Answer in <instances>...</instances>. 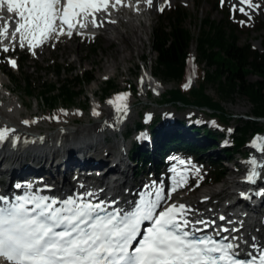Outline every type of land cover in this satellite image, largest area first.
Masks as SVG:
<instances>
[{"label": "rangeland", "instance_id": "obj_1", "mask_svg": "<svg viewBox=\"0 0 264 264\" xmlns=\"http://www.w3.org/2000/svg\"><path fill=\"white\" fill-rule=\"evenodd\" d=\"M252 2L254 4L258 3L260 7L253 10L244 6L248 11L252 12V14H249L248 16L243 15L239 11H233L232 0H224L223 5L221 4V0H178L176 4L172 3L163 10H161L160 5L157 4L158 7H156V10L152 11L149 18L147 17L146 19L150 20L147 23V30L141 35V40L136 39L135 47L125 49V52H123L124 54H119L124 45L114 40L107 42L106 38L109 36L104 35L105 33L100 30L89 34V37L78 38L75 40H60L56 44H52L49 47V52L47 54L44 52L42 58L41 56H35L32 51H23L24 49L20 47L18 55L14 57V60H18V69L17 66L13 67L12 64L7 61V52L2 50L5 46L0 42V77L3 79L7 88L4 93L9 95L10 91L14 92L11 96H8L9 98L6 100L0 95V109H3L4 105H7L11 108L14 115L21 113L22 123H24L23 121L34 123L44 131L50 128L49 123L53 125L51 126L53 129H57L60 125L76 129L82 125L89 123L92 124L93 121L95 124L96 119L106 122L109 115V109L116 105V94H119L125 97L124 99L127 102L126 106L130 111V115L126 120L128 121L127 128L133 130L139 123V116H144L146 119L147 113L154 114V112L160 108L159 105H157V102L160 101L158 99L160 93L164 90L169 91L180 86L177 82L166 81V86L156 89L154 88L152 89L153 95H147V91L150 90V87L146 86L143 75L146 73L153 79L152 72L155 71L156 54L152 51V34L161 22L163 20H166L167 22L168 17L173 11L183 9L186 10L190 16V20L186 23V28L194 37L199 35L200 21L210 17L214 21L229 22L237 30L241 45L250 44L253 45L256 50H262L259 37L261 34L264 35V0H252ZM120 29L124 34L127 31L125 25H122ZM260 30H262V32H260ZM121 56H126L128 60L123 63ZM194 59V64L197 66L198 70H208V67L202 65L200 62L196 50V44H194L191 49L189 64L192 63ZM113 62L117 66V70L111 73L107 68ZM53 64L64 67L66 73L64 72L61 77L51 75L50 72L52 71L51 67ZM70 69L75 70L74 74H68L67 70ZM85 71L90 72L95 80L91 85L82 87L85 97L82 96L76 104L73 105V108L65 109L64 107H67V105L59 102L56 105L55 110H52L39 96L40 88L44 85L74 81L77 75H82ZM2 72H6V75ZM113 76H115L113 82L117 89L111 91L109 94L110 96L103 99L105 96L103 89L106 87V83L102 80ZM10 77H13L12 80ZM27 78L35 89L34 96L32 97H28L24 90V81ZM249 80L250 82L255 83L259 81V77L251 76ZM21 83H23V85ZM76 84H80V82L77 81ZM130 85H136L139 87L140 90L136 97L129 91L128 88ZM197 85V77L194 73L189 72V76L185 82V88L190 89L197 87ZM149 92L151 93V91ZM94 93H96V97L92 98ZM207 94L217 99L215 87L208 86ZM109 101H111V103H109ZM124 104L125 103H121L118 105L121 106ZM223 108L225 113L231 117V119L226 125H220L219 123V128H221L222 133L225 134L224 144L231 147L232 137L228 136L236 134L240 120H248L252 117L253 107L247 99L238 97L234 101L225 103ZM162 109L182 110L174 105L163 106ZM195 113L203 118L200 111H195ZM19 118L20 117L18 116L17 119ZM74 119H76V123L73 122ZM260 126L264 127V122H261ZM30 130L35 132L39 131L36 127H31ZM168 132H172V129H169ZM182 133L186 139L190 141L193 140L191 133L187 132L186 129L183 130ZM143 137L140 136L139 138L142 139ZM134 138L135 136L126 142L125 145L127 149L131 147ZM120 141H122L121 137ZM112 144L113 143H111V145ZM208 144L210 145L209 142ZM144 146L150 147V143L145 141ZM116 150L117 149H113V151ZM245 152L249 156V148L246 149ZM219 155L220 149H212L210 152L201 156V158L193 159L198 163L196 169L192 171H197L198 175L192 177L191 187L187 190L180 191L176 194L175 198L192 191L194 192V195H192L190 201L193 202L194 199L198 197L197 194L199 195L202 190L213 189L219 185H223L225 189H228L227 180L225 182L224 180L230 177L232 180H235L232 176L233 173L248 167L247 159L241 158L240 155H235L232 158V163L223 160V168L220 169L224 173V177L220 184L217 185L213 182V177L217 170H214L211 166V162L215 161L217 157L222 158ZM135 166L136 164L134 163L130 172L131 177L133 172H137ZM142 177L143 174H139V179ZM1 178L3 177L1 176ZM222 182L224 183L222 184Z\"/></svg>", "mask_w": 264, "mask_h": 264}, {"label": "snow or ice", "instance_id": "obj_2", "mask_svg": "<svg viewBox=\"0 0 264 264\" xmlns=\"http://www.w3.org/2000/svg\"><path fill=\"white\" fill-rule=\"evenodd\" d=\"M149 7L152 0H146ZM241 7L232 6L245 16L247 8L255 10L258 3L252 0H237ZM121 4V0H115ZM224 4V0H221ZM109 0H0V15L5 23L0 26V38H15L39 42L54 31L57 20L61 26L69 29L79 23L77 18L86 20L95 13L107 11ZM162 10V9H161ZM18 23L9 32L8 22ZM62 32V28H61ZM71 35V32H69ZM22 46V45H21ZM4 52L9 49L4 47ZM15 66V61H11ZM123 95L116 97L122 100ZM111 103V101H109ZM24 123H28L24 121ZM7 129L0 130V141L7 136ZM254 163V162H253ZM251 179V177L249 178ZM175 191V189H173ZM0 197V200H3ZM43 199V198H42ZM157 203L147 209H139L131 215L117 217L107 213L100 215L90 205L65 208L61 211L52 204L35 203L31 211L23 205L10 209L0 208V262L2 264H235L228 250L231 244L220 245L211 237H198L196 229L190 228V222L183 219L190 210L184 204H173L155 213ZM55 203V202H53ZM74 204L75 201H68ZM99 208V206H96ZM70 213V214H66ZM155 219L153 220V216ZM223 219V217H221ZM151 220L153 226L147 235L133 247L137 239L138 228L142 221ZM197 224L205 223L196 221ZM189 228L188 231L185 229ZM131 249V251H130ZM219 253V255H214ZM260 264H264V257Z\"/></svg>", "mask_w": 264, "mask_h": 264}, {"label": "bare ground", "instance_id": "obj_3", "mask_svg": "<svg viewBox=\"0 0 264 264\" xmlns=\"http://www.w3.org/2000/svg\"><path fill=\"white\" fill-rule=\"evenodd\" d=\"M177 2L178 0H152V6L149 7L146 0H121V4H116L115 7H112L111 5L115 4V0H109L107 11L95 13V23L92 22V16H89L85 20L89 23L90 29L89 31H85L83 35L102 30L105 33L104 35L109 36L106 38L107 42L114 40L124 45L123 49L120 50L119 54H121L125 52V49L135 47L136 39L141 40V35L147 30V23L150 20L146 19L147 17L149 18L152 11L156 10V7H158L157 4L163 10L170 4H176ZM232 3L236 7H241L237 4V0L232 1ZM245 10L249 14H252L246 8ZM12 15L14 14H9L8 16ZM4 23L5 20H0V26ZM122 25L126 26L127 31L125 34L120 29ZM8 26L9 32H12L14 27H18V24L13 25L9 21ZM15 38L21 39L20 34L17 33ZM0 42L3 45H7V39L0 38ZM19 44L22 47H29L35 46L37 42L22 39ZM49 50V48L40 47L37 55L42 58L44 52L47 54ZM121 60L125 63L128 58L121 56ZM193 62H195V59ZM107 69L112 73L117 70V66L113 62ZM143 77L146 85H150L155 89L160 88L159 83L150 78L148 74L145 73ZM0 85L4 88L6 87L1 77ZM0 95H2L3 99H7V94L4 92H1ZM94 97H96V94H94ZM125 105L126 103L121 106L111 107L106 122L96 119L95 124L89 123L79 126L76 129L64 125L53 129L51 128V124H49L50 128L47 129L48 131L42 130L31 122L26 124L22 123L21 113L14 115L11 108L4 105L3 109H0V130L7 129V136L9 138H19L20 144L18 148L15 147L13 149L8 145L0 153V176L3 177L0 180V186L3 187L0 192L11 195L14 192V186L17 181H28L29 178L37 177L44 178L46 181L43 184H39V187H43L45 190L48 187L50 188L49 191L43 194L73 196L72 181L74 173L76 171H89L96 168V172L104 173L103 176L97 179V183L100 184L98 188L100 193L105 188L113 192L115 197L119 196L125 201L134 199L139 192V187L137 186L139 180L132 179L134 172L131 177L130 172L133 165L129 161L127 148L122 141L115 142L111 145L103 137L107 126L110 127L117 123V121L122 123L128 119L130 111ZM18 116L21 121L17 119ZM73 122L76 123V119ZM31 127H36L39 131H31ZM113 149L117 150L113 151ZM182 168L184 169L183 172L176 177L177 180L181 177L177 184V188L179 189L183 187V173H190L192 177L198 175V172L192 171L190 167L183 166ZM110 172H114V177L117 176V179L112 182V187L109 189L110 182H107V177ZM82 178L83 176L81 175L80 179ZM230 178L224 180V182L227 180L228 189H225L223 185H219L213 189L202 190L199 195L197 194L198 197L193 202L190 201L192 195H194V192L191 191L183 196H178L180 198H173L160 211L173 204H184L190 209L184 216L194 217L200 221L204 218L215 219V216L218 218L228 210L227 208L226 212H224L225 206L219 203L221 200L226 199V201H230L232 196H243L245 193L251 191L254 186L245 183V179L232 180ZM79 181L83 184H91L94 182L92 178ZM174 181L176 180L174 179L172 182ZM258 188L256 191L252 190L248 193L250 201L259 198V201L255 202L257 204L254 203V206L252 204L253 208L256 209L254 211L255 216L243 219V234H246L247 238L242 243V248L248 245L249 247H246L248 253L253 255H255L253 249L259 247L260 244H264V195H258ZM240 243L239 241L235 242V244Z\"/></svg>", "mask_w": 264, "mask_h": 264}, {"label": "trees", "instance_id": "obj_4", "mask_svg": "<svg viewBox=\"0 0 264 264\" xmlns=\"http://www.w3.org/2000/svg\"><path fill=\"white\" fill-rule=\"evenodd\" d=\"M190 16L186 10L177 9L156 28L152 34V51L156 54V66L154 75L166 83V81L184 83L187 77V59L194 44L202 65L208 67L207 71L199 72V82L196 88L190 91L180 87L166 91L159 105H174L177 108H199L213 117H218L222 122L228 123L230 117L225 113L223 105L241 97L247 99L253 107L252 118L264 119V35L261 34L262 51L253 49L250 44L241 45L237 30L226 21H214L210 17L199 23V35L194 37L186 28ZM262 32V30H260ZM51 75L61 77L66 70L62 66L53 65ZM68 74H74L75 70H67ZM251 76L259 77V81L250 82ZM13 77H10L12 80ZM94 76L90 72L77 75L74 81H66L60 84H48L40 88L39 96L45 104L51 108L59 102L67 106L75 105L82 97H85L82 87L91 85ZM79 81L80 84H76ZM23 85V83H21ZM216 89L217 99L207 94V87ZM113 81L106 84L103 89L105 95L115 90ZM24 90L28 97L34 96V88L27 78L24 81ZM137 93L135 86L131 87ZM156 123V122H155ZM152 127L154 137L157 140L155 155L159 156L167 149L184 151L187 154L199 158L208 146L212 137L211 133L206 138L195 139L192 142L184 141L176 133L169 135L166 142L157 139V133ZM139 126V125H138ZM264 132L260 122L252 120H240L236 136L234 137V150L220 151L222 159L232 158L236 153L244 151L251 135ZM212 144V145H211ZM207 148L217 149L218 145L211 143ZM203 148V149H202ZM134 153L144 161V168L148 160H151L149 152H141L134 149ZM223 167L221 163H218ZM215 166V165H214ZM224 174L218 171L215 178L222 180Z\"/></svg>", "mask_w": 264, "mask_h": 264}]
</instances>
